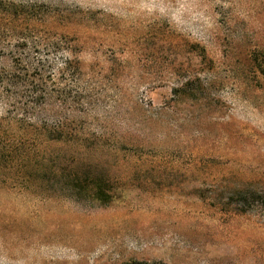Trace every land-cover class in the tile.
<instances>
[{
    "label": "rangeland",
    "instance_id": "obj_1",
    "mask_svg": "<svg viewBox=\"0 0 264 264\" xmlns=\"http://www.w3.org/2000/svg\"><path fill=\"white\" fill-rule=\"evenodd\" d=\"M0 1V264H264V0Z\"/></svg>",
    "mask_w": 264,
    "mask_h": 264
},
{
    "label": "trees",
    "instance_id": "obj_2",
    "mask_svg": "<svg viewBox=\"0 0 264 264\" xmlns=\"http://www.w3.org/2000/svg\"><path fill=\"white\" fill-rule=\"evenodd\" d=\"M1 3L3 1H0ZM65 66H70L69 61L65 62ZM179 87H188V84L186 83H179ZM177 93V90L175 91ZM189 98L193 97L191 95L188 96ZM45 134L49 135V139L53 141H61L66 143H73V145L81 148H94L96 145L94 143H89L90 137L85 134V131H77L76 129H68L64 127L63 125L58 126L56 129H46ZM72 145V146H73ZM102 189L99 188L98 192H100ZM132 264H149V263H132Z\"/></svg>",
    "mask_w": 264,
    "mask_h": 264
}]
</instances>
